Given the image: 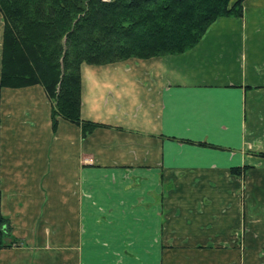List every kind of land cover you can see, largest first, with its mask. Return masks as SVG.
Returning a JSON list of instances; mask_svg holds the SVG:
<instances>
[{
    "label": "crops",
    "instance_id": "obj_1",
    "mask_svg": "<svg viewBox=\"0 0 264 264\" xmlns=\"http://www.w3.org/2000/svg\"><path fill=\"white\" fill-rule=\"evenodd\" d=\"M243 12L180 55L83 65L82 118L107 126L85 139L42 86L2 90L0 215L24 245L0 264H264V0ZM3 33L0 12V78Z\"/></svg>",
    "mask_w": 264,
    "mask_h": 264
},
{
    "label": "trees",
    "instance_id": "obj_2",
    "mask_svg": "<svg viewBox=\"0 0 264 264\" xmlns=\"http://www.w3.org/2000/svg\"><path fill=\"white\" fill-rule=\"evenodd\" d=\"M244 1L0 0V164L4 88L42 86L52 103L53 130L62 119L80 126L85 139L107 126L82 118L83 65L183 54L217 19L241 18ZM23 245L9 219L0 215V249Z\"/></svg>",
    "mask_w": 264,
    "mask_h": 264
},
{
    "label": "rangeland",
    "instance_id": "obj_3",
    "mask_svg": "<svg viewBox=\"0 0 264 264\" xmlns=\"http://www.w3.org/2000/svg\"><path fill=\"white\" fill-rule=\"evenodd\" d=\"M242 189L243 190L241 192L242 196H241L239 209L240 210L242 209V212L245 213V208H246V203H245L246 199L244 197L245 187L243 186ZM243 217H241V215H239V218H237L236 216L231 217L229 215L227 217V226L232 230L231 231H229L230 229L228 230L230 233L228 234V241L226 242V244L229 245V243L230 244L233 243V245H238V247L241 251H243L245 249V241H246V236H247V234H246V221H245V218H243ZM224 244L225 243H222V245H224ZM263 254H264V251H263Z\"/></svg>",
    "mask_w": 264,
    "mask_h": 264
}]
</instances>
